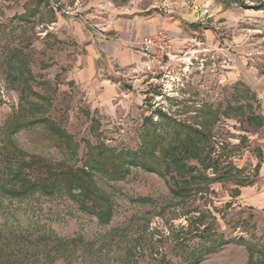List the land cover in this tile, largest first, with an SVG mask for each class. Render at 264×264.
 <instances>
[{
    "label": "rangeland",
    "instance_id": "1",
    "mask_svg": "<svg viewBox=\"0 0 264 264\" xmlns=\"http://www.w3.org/2000/svg\"><path fill=\"white\" fill-rule=\"evenodd\" d=\"M62 1L0 0V128L18 108L20 81L28 79L46 100L44 117L72 138L58 146L37 124L12 136L18 150L76 168L87 144L140 149L152 129L149 118L157 134L171 133V120L204 123L212 156L231 162L246 184L215 180L192 185L202 189L196 192L174 173L162 178L127 164L120 176H93L96 193L111 210L104 225L66 195L0 198V246L4 239L27 246L39 229L66 243L59 247L63 257L52 253L48 264H159L162 254L164 264H186L190 249L204 246L193 230L206 228L212 240H248L252 264H264V202L253 201L255 194L264 200V126L255 127L258 119L247 122L250 114L264 119V0H109L107 11L105 3H93L99 0H64L70 9ZM88 3L94 6L76 11ZM62 17L77 20L78 28L71 33L57 23ZM119 20L134 24L137 33L149 32L143 27L149 22L176 33L183 50L167 77L151 78L130 57V37L114 28ZM80 31L84 37L77 41ZM117 48L127 52L125 59L116 57ZM88 70L90 77L79 79ZM108 88L106 102L100 92ZM28 101L36 99L30 95ZM205 175L216 178L210 170ZM201 215L203 224H196ZM199 264H249V254L244 245L228 243Z\"/></svg>",
    "mask_w": 264,
    "mask_h": 264
},
{
    "label": "trees",
    "instance_id": "2",
    "mask_svg": "<svg viewBox=\"0 0 264 264\" xmlns=\"http://www.w3.org/2000/svg\"><path fill=\"white\" fill-rule=\"evenodd\" d=\"M8 77H10L9 74L6 75V78ZM20 82L21 98L18 108L0 128V137L3 135L6 139L0 138V143L3 145L0 148V198L25 199L35 193L46 197L66 195L72 199L70 201L74 202L81 212L96 217L98 223L104 225L110 220L111 210L104 208L108 201L96 193L93 176L96 173H100L104 177L120 176L124 168L127 171V164L131 166L135 164L146 172L154 173L162 178L174 173L186 187L196 189V192H200L202 189L193 188L192 185H207L215 180L226 181L233 178L231 180H234L236 185L246 184L244 180L233 174V171L237 170L233 168L231 162L226 158L223 160L221 156L216 158L212 156L209 135L205 133L210 126L204 123H198L197 127H193L191 124H178L171 120L172 132L157 134L159 127L154 125L152 119L149 118L147 122L152 126V129L151 132L146 131L143 135L140 149L137 151H116L113 148H107L102 143L95 146L87 144L85 160L81 167L76 168L71 166L65 169L62 166L55 167L40 157L23 154L13 145L11 138L24 128L37 124L46 126L58 146L64 143L70 144L72 138L67 136L55 123L44 117L45 107H47L46 100L43 96L32 91L28 86V79H22ZM30 95L36 99L35 102L28 101ZM257 119L259 122L255 127H263L264 119L254 117L253 114L247 117V122L252 124L251 122L257 121ZM164 141H169V144H165ZM71 148L73 152L78 149V146L74 143ZM191 163L196 165H191ZM208 170L216 178L209 179L205 175ZM75 189L80 190V194L77 196L72 194ZM195 220L196 224H203L202 215ZM193 232L194 238L199 237L200 243L203 242L204 246L191 248L184 258L186 264H199L205 256L219 252L228 243L244 245L249 254V264H252L254 252L251 248L252 244L248 240L242 238L228 241L212 240L206 234V228H203L202 231L196 228ZM58 242H60L59 238L44 232L41 234L39 229L34 230L28 236L27 246L10 239H4V242L1 240L3 246H0V254L3 255H0V264H48L52 253L55 258L64 255L63 251H59V247L66 246V243ZM178 246H181L179 242L174 245L173 249L176 250ZM164 258L165 255L162 254L159 264H164Z\"/></svg>",
    "mask_w": 264,
    "mask_h": 264
},
{
    "label": "built area",
    "instance_id": "3",
    "mask_svg": "<svg viewBox=\"0 0 264 264\" xmlns=\"http://www.w3.org/2000/svg\"><path fill=\"white\" fill-rule=\"evenodd\" d=\"M179 41L176 36L159 29L137 39L129 38L126 45L138 52L142 70L151 78H155L164 74L167 77L171 64L180 58L183 48ZM185 70H188V67Z\"/></svg>",
    "mask_w": 264,
    "mask_h": 264
},
{
    "label": "crops",
    "instance_id": "4",
    "mask_svg": "<svg viewBox=\"0 0 264 264\" xmlns=\"http://www.w3.org/2000/svg\"><path fill=\"white\" fill-rule=\"evenodd\" d=\"M98 2H102V3H105V4H103V6L102 7H104L103 8V10L104 11H107L108 9H109V0H99V1H95V2H93L94 4L95 3H98ZM106 2H108V3H106ZM62 3H64V5L67 7V9H70V8H68V6L66 5V1H62ZM111 3V2H110ZM94 4H91V3H88L86 6H82V8L80 9V8H77L76 7V4L73 6V8L74 7H76L77 9H76V11H79V10H83V9H87V8H89L90 6H94ZM84 7V8H83ZM97 7H99V6H97ZM69 17H66V18H58L57 20H58V22L57 23H60V24H65L69 29H70V31H71V33H72V29H74V28H78V24L76 25V22L75 21H77V20H75V19H73V18H69ZM127 25H126V23H124L122 20H119V21H116L115 22V24H114V28L115 29H119V31H124L123 32V34H125L127 37L126 38H128V37H130V39H137V38H140V37H142V36H146V35H149V34H152L153 32H155L156 30H159V29H162V30H165L163 27H160V26H156L154 23H152V22H149V23H147L146 25H144L143 27H145V28H148V29H150V31L149 32H145V34L144 33H137V30L135 29V25L133 24H131V25H129V26H127V28L125 29V27H126ZM166 32H168L171 36H177L176 35V33H171V32H169L168 30H165ZM118 32V30H116V33ZM84 37V34L80 31L79 33H77V35H75V39L78 41V40H81L82 38ZM91 46H90V48H93L94 47V45H95V41H94V37H92V44H90ZM126 49L129 51V53H130V57L133 59V60H140L139 59V54H138V52L137 51H135V50H133L131 47H129L128 45H126ZM126 50V51H127ZM126 53L127 52H123L121 49H119V48H117L116 49V51H115V55H116V57H119V58H124L125 56H126ZM126 58V57H125ZM124 58V59H125ZM90 69V68H89ZM93 70V69H92ZM91 73H92V71L91 70H88L87 71V73L85 74V75H82V76H79V79H85V77L86 78H88V77H90V75H91ZM111 88H108V89H105V90H103L102 92H100V96H101V99L102 100H106V102H107V97H109L110 95L109 94H111L112 92H111V90H110ZM110 98V97H109ZM109 100V99H108ZM245 193V192H244ZM243 193V194H244ZM262 196H260V195H257V194H255L254 195V202H259V201H263L264 202V200H257L258 198H261ZM262 199V198H261Z\"/></svg>",
    "mask_w": 264,
    "mask_h": 264
}]
</instances>
